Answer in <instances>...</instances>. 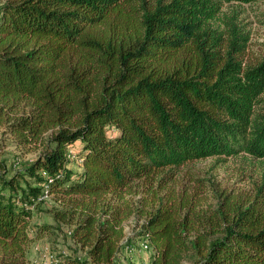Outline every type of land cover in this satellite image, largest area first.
Returning <instances> with one entry per match:
<instances>
[{"label": "trees", "instance_id": "16d2710c", "mask_svg": "<svg viewBox=\"0 0 264 264\" xmlns=\"http://www.w3.org/2000/svg\"><path fill=\"white\" fill-rule=\"evenodd\" d=\"M231 1L257 0H0V125L37 151L11 174L0 160V264H29L32 239L62 226L83 254H51L59 264H132L136 239L142 264H264V199L193 218L154 180L264 158V56L244 64L247 36L217 16ZM46 196L56 224L31 225Z\"/></svg>", "mask_w": 264, "mask_h": 264}, {"label": "rangeland", "instance_id": "374dc122", "mask_svg": "<svg viewBox=\"0 0 264 264\" xmlns=\"http://www.w3.org/2000/svg\"><path fill=\"white\" fill-rule=\"evenodd\" d=\"M232 15L237 23L238 30L248 38L243 53L244 64H253L264 56V0L249 3L222 2L217 16ZM219 18V19H220ZM214 25L223 28L220 20ZM0 160L9 167L8 174L22 169L23 164L35 158L37 151H25L11 142L10 134L5 126L0 125ZM72 147L75 152L79 142ZM69 168L79 169L76 157L69 159ZM13 163L17 167H13ZM155 184L160 182L166 187L165 194L172 193L184 200L189 208V216L193 218H222L230 217L247 202L255 199H264L257 196L261 190L264 195V158L253 157L241 152L238 155L212 156L204 159L189 161L173 168H164L155 177ZM56 202L51 197H44L32 209L31 225L56 223L52 217V210ZM136 218L133 216L125 223V232L131 235L136 232ZM52 234L34 237L28 244L29 264H59L49 258L57 251L71 253L76 251L82 255L83 251L74 246L69 228L62 226L50 230ZM136 239L135 250L128 254L126 260L132 264H142L149 257V252H139ZM139 243V242H138ZM78 249V250H77ZM126 261L124 260L123 263Z\"/></svg>", "mask_w": 264, "mask_h": 264}, {"label": "built area", "instance_id": "2783aa9c", "mask_svg": "<svg viewBox=\"0 0 264 264\" xmlns=\"http://www.w3.org/2000/svg\"><path fill=\"white\" fill-rule=\"evenodd\" d=\"M74 157H75L74 151H73V149L71 147V148L68 149V158L73 159ZM138 249H139V252H147L149 250L148 242L146 240L140 241L138 243ZM129 251L133 252L134 248H130ZM49 258H50V260L55 261L51 254L49 255Z\"/></svg>", "mask_w": 264, "mask_h": 264}, {"label": "crops", "instance_id": "0c3cea01", "mask_svg": "<svg viewBox=\"0 0 264 264\" xmlns=\"http://www.w3.org/2000/svg\"><path fill=\"white\" fill-rule=\"evenodd\" d=\"M75 146V145H74Z\"/></svg>", "mask_w": 264, "mask_h": 264}]
</instances>
